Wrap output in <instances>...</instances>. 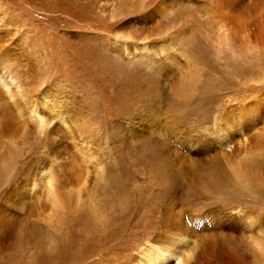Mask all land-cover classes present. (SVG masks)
<instances>
[{
    "label": "rangeland",
    "instance_id": "rangeland-1",
    "mask_svg": "<svg viewBox=\"0 0 264 264\" xmlns=\"http://www.w3.org/2000/svg\"><path fill=\"white\" fill-rule=\"evenodd\" d=\"M209 4L0 0L2 44L14 41L0 57V112L14 125L0 132V224L13 232L0 264H154L162 246L193 260L192 235L207 233L194 219L210 214L232 229L219 245L264 247V38L253 23L264 0L237 4L253 8L240 20H214ZM10 71L22 92L8 91ZM68 111L77 123L57 119ZM238 143L222 178L215 161ZM196 154L204 173L178 170ZM54 177L85 203L54 207ZM31 217L49 220L42 240L20 233ZM245 264H264V248Z\"/></svg>",
    "mask_w": 264,
    "mask_h": 264
},
{
    "label": "bare ground",
    "instance_id": "bare-ground-1",
    "mask_svg": "<svg viewBox=\"0 0 264 264\" xmlns=\"http://www.w3.org/2000/svg\"><path fill=\"white\" fill-rule=\"evenodd\" d=\"M96 1V0H95ZM99 1V0H98ZM108 1V0H107ZM243 0H209V3L211 4V7L208 9V11L211 12L210 16L211 18H213L214 20L218 19L219 15H221L222 17L221 18H225V19H229V20H240V18L243 17V15H247V12L249 13V11H251L253 8L252 6H249V5H241L239 7H237L236 5L237 4H241ZM111 2V1H110ZM118 2V1H117ZM204 2V1H203ZM115 3V1H113V4ZM98 4V3H97ZM102 4V3H101ZM111 4V3H109ZM112 4V5H113ZM205 4V3H204ZM209 4V5H210ZM243 4V3H242ZM21 5V4H20ZM23 5V4H22ZM116 5V3L114 4ZM109 6V5H108ZM111 6V5H110ZM49 7V6H48ZM102 7V6H101ZM109 8V7H108ZM119 8V7H118ZM102 9V8H101ZM110 9V8H109ZM112 9V7H111ZM118 11V10H117ZM209 12V13H210ZM260 12V11H259ZM263 12V11H262ZM261 12V14H262ZM230 14L232 15L231 17L229 18H226L224 17V14ZM258 14V13H257ZM261 14L260 16H257L256 19L260 20V17H261ZM249 16V15H248ZM254 16V15H253ZM252 17V16H251ZM216 18V19H215ZM244 18V17H243ZM220 19V18H219ZM218 19V20H219ZM223 19V21L225 20ZM245 19V18H244ZM218 20L216 21L218 23ZM223 21H221L220 23H222ZM244 21V20H243ZM247 21V20H245ZM244 21V22H245ZM240 22V21H238ZM233 23V22H232ZM235 23V22H234ZM242 23V22H240ZM246 23V22H245ZM254 25H255V28L257 26V29L261 31V34L259 35L260 37L264 38V22H261L258 26L257 22L253 21ZM223 24V23H222ZM237 24V23H236ZM243 24V23H242ZM1 25V24H0ZM226 25V23H225ZM224 25V26H225ZM245 25V24H244ZM249 25V24H248ZM228 26V25H227ZM233 26V25H232ZM243 26V25H242ZM250 26V25H249ZM236 27V26H235ZM225 28H223L224 30ZM226 30V29H225ZM237 30V29H236ZM248 30V29H247ZM233 31V30H232ZM5 32V31H4ZM1 31V27H0V57L1 56H6L7 54H5V48H7V45L8 44H12L14 41L13 40H9L10 42L8 44H5L3 43L2 44V41H7L8 39L5 38L6 36V33H4ZM231 32V31H230ZM225 33V32H224ZM242 33V32H241ZM249 33V32H248ZM226 34V33H225ZM224 34V35H225ZM228 34V33H227ZM227 36V35H226ZM231 36V34H230ZM242 36V35H241ZM232 38V37H231ZM230 38V39H231ZM227 39V38H226ZM255 39V38H254ZM2 40V41H1ZM228 40V39H227ZM259 41V40H258ZM262 43V42H261ZM11 75L8 77L6 76L5 80H4V84L6 85V87L8 88V91H11L13 92V94H17V93H20L22 92L24 89V81L23 79L25 78H22V75H20L19 73L17 72H14V71H10L9 72ZM26 80V79H24ZM33 107V106H32ZM39 108L37 107H33L32 111L34 113V115H38L39 114ZM0 132L3 134H7V133H10V132H13V128H14V125L12 124L11 120H9V116H7L4 112H0ZM74 114L72 111H68L67 112V115L62 113L58 116V120H62L63 122L67 123L66 121L67 120H74V122L77 123V121H75L74 119ZM73 124V121L71 122ZM75 124V123H74ZM76 125V124H75ZM2 126V128H1ZM80 126V125H79ZM81 127V126H80ZM264 132V131H263ZM259 137V140L262 139L263 136H261V133H259L258 135ZM247 141L249 142V140L252 138V136L250 135L249 137H247ZM254 139L257 138V137H253ZM251 139V140H254V139ZM243 139V138H242ZM244 142V141H243ZM255 142V141H254ZM264 142V141H263ZM262 142V143H263ZM261 143V142H260ZM248 144V143H245V145ZM253 144V143H252ZM251 144V145H252ZM258 144V142H257ZM261 146V145H260ZM264 146V143L261 147ZM243 148V144L241 145L240 143H238L231 151H229L227 153V158H225L226 156H221L219 157L215 163L217 162V165H221V167L219 166V168L217 169V171L222 174L220 177H224L225 174L227 176H229L228 174H230V176H234L233 174V170L228 168L229 166L227 165L228 164V160H231L233 157L237 156V153ZM8 149V148H7ZM203 149V148H202ZM264 149V148H262ZM7 152V151H6ZM15 154V153H14ZM199 154V153H197ZM196 154V155H197ZM223 154V153H222ZM196 159H195V162L194 163H190L189 162V159H183L182 161L181 160H178L177 164L179 167H178V170L179 169H182L181 171L182 172H185L186 170H190L191 172H196L197 167L195 166H199L200 165L202 166L204 163H203V159L201 160L199 155L195 156ZM7 159V158H6ZM14 159V158H13ZM228 159V160H227ZM213 160V159H211ZM219 160V161H218ZM233 160V159H232ZM231 160V161H232ZM228 161V162H227ZM211 162V161H210ZM209 162V163H210ZM208 163V162H207ZM206 163V164H207ZM220 163V164H219ZM196 164V165H195ZM212 164V163H211ZM210 164V165H211ZM226 164V166H225ZM209 165V166H210ZM206 165L202 166L205 168ZM83 168V166H81ZM197 168V169H196ZM200 169L202 170L203 168L200 167ZM198 170V172L196 174H199L201 170ZM238 169H241V168H238ZM78 170V168H77ZM80 170V169H79ZM83 170V169H82ZM81 170V171H82ZM206 170V169H204ZM202 170V171H204ZM201 171V172H202ZM261 171H264V170H261ZM85 172V171H84ZM179 172V171H178ZM79 173V172H78ZM83 173V171H82ZM86 173V172H85ZM187 173V171H186ZM185 173V174H186ZM189 173V172H188ZM204 173V172H202ZM201 173V178L202 176L205 178V175H202ZM228 173V174H227ZM77 174V173H76ZM84 174V173H83ZM82 174V176H83ZM184 174V175H185ZM74 175V174H72ZM81 175V173H80ZM188 175V174H187ZM195 175V174H194ZM75 176V175H74ZM81 176L82 180H83V177ZM89 176V175H88ZM87 176V177H88ZM189 176V175H188ZM195 177L199 178L198 176L195 175ZM85 181L86 180V177L84 178ZM210 179V178H209ZM70 180V179H69ZM90 180V179H89ZM189 180V179H188ZM200 180V179H199ZM64 181H67V180H64ZM71 181V180H70ZM91 181V180H90ZM193 182V180H191ZM196 180H194L195 182ZM198 181V180H197ZM202 181H205L204 179ZM68 182V181H67ZM78 183V181H76ZM75 182V184H77ZM84 182V180L82 181ZM89 182V181H88ZM93 182V181H92ZM200 182V181H199ZM206 182V181H205ZM222 182V181H221ZM62 180H59V177H54L51 179L50 181V189H51V192H52V195L54 196V200H53V206L56 207L57 209L59 210H62L63 212H69V210L76 204V205H79V207H81L80 205L84 204V203H80L81 199L83 201L84 198H82V195L81 193H78L77 191H69L68 187L70 186H66V188L68 189V191H65V186L63 187L64 183ZM71 183V182H70ZM196 183V182H195ZM204 183V182H203ZM74 184V182H73ZM71 184V186L73 185ZM83 184V183H82ZM91 184V183H90ZM206 185V183H204ZM208 184V183H207ZM84 186H87V185H84ZM200 186V185H198ZM63 187V189H62ZM73 187V186H72ZM88 187V186H87ZM86 187V188H87ZM201 187L205 189V187L207 186H204V185H201ZM77 188V187H75ZM196 188V186H195ZM83 189V188H82ZM81 189V190H82ZM199 189V188H197ZM195 189V190H197ZM207 189V188H206ZM79 190V189H77ZM80 190V191H81ZM85 191V190H84ZM200 191V190H199ZM209 191V189H208ZM197 192V191H196ZM207 192V190H206ZM205 192V193H206ZM77 193V194H76ZM84 193V192H82ZM86 193V192H85ZM202 193V192H200ZM198 193V195L200 194ZM208 193V192H207ZM204 195V192L202 193ZM201 194V196H203ZM84 196V194H83ZM200 196V197H201ZM205 196V195H204ZM207 197V195H206ZM75 198V199H74ZM87 199V196L85 197ZM86 199H84L86 201ZM176 202V201H175ZM21 204V203H20ZM181 204V203H180ZM91 205V204H90ZM175 205V204H173ZM177 205V204H176ZM175 205V206H176ZM178 206V205H177ZM53 207V208H54ZM77 207V206H76ZM78 207V208H79ZM180 207V206H179ZM184 207V206H183ZM182 207V208H183ZM95 208V207H94ZM173 208V207H172ZM177 208V207H176ZM186 208V207H184ZM170 209V208H169ZM168 209V210H169ZM174 209V208H173ZM178 209V208H177ZM181 208H179L178 210H180ZM167 210V211H168ZM184 210V209H183ZM2 211V210H1ZM29 211V210H27ZM27 211L26 214L28 213ZM54 211V210H53ZM71 211V210H70ZM171 211V210H170ZM211 211V210H210ZM6 212V211H4ZM4 212H3V215H4ZM172 212V211H171ZM180 212V211H179ZM198 212V211H197ZM201 212V211H200ZM24 213V212H23ZM167 213V212H166ZM169 213V212H168ZM167 213V214H168ZM177 213V212H175ZM205 213V212H204ZM25 214V213H24ZM25 216H31L30 212ZM184 214V213H183ZM194 214V213H193ZM202 214V213H201ZM169 215V214H168ZM177 215V214H176ZM179 215V214H178ZM34 216V215H33ZM170 216V215H169ZM168 216V217H169ZM188 216V215H187ZM186 216V217H187ZM198 216V215H197ZM24 215L22 213H14V215L12 216V219H16V222H19L21 221L23 218ZM37 217V216H35ZM185 217V218H186ZM32 218V217H31ZM192 218V217H191ZM190 218V219H191ZM1 219V218H0ZM29 220V217L27 218ZM41 218H35L33 221V218L32 220H30L28 223L26 222V226L25 227H22L20 233L23 234V236H27L28 237H31V236H40L39 237V240L43 239L44 238V232H43V228H45V226L43 224H48L49 220L47 219H43V220H47L46 222L40 220ZM50 219V218H49ZM181 219V218H180ZM180 219L178 221H180ZM187 218V220H190ZM194 219V218H192ZM19 220V221H18ZM170 221L168 220H163V226L166 227L168 225H170L171 219H169ZM175 220V219H174ZM177 220V219H176ZM194 220H197L199 221L200 223H203V226L206 225V227L204 228L205 230H207L206 234L205 233H199V235H197L196 231L195 235H192L195 237V241H194V245H193V260L190 259V254L189 253H184L183 254H175L168 246H162L161 249H162V252H160V257L158 260H156L154 262V258H152V253L151 251H148L146 253V255L148 256L149 260L154 264H245L247 263V260L248 259H251V258H260L263 254V248L264 247H258L255 246L256 248H251L249 247L248 245H244L243 246L239 243H236V241L234 240V238L229 242V241H226L227 244H221L219 245L220 243L218 242H221L222 241V238L224 236H220L222 235V233L225 231L226 232V236L227 238H229L230 235H232V232H231V226L230 224L228 223L225 224L224 222H221L220 221V218L216 215V214H210L208 216L206 215H199L197 219H194ZM23 221V220H22ZM183 221V220H182ZM231 222V221H229ZM176 223V222H175ZM183 223V222H182ZM182 223H178V225H182ZM186 223V222H185ZM193 223V222H192ZM199 223V224H200ZM189 224V223H188ZM187 224V225H188ZM176 225V224H175ZM47 226V225H46ZM193 226V225H192ZM195 226V225H194ZM197 226V225H196ZM195 226V227H196ZM202 226V225H201ZM48 228V226H47ZM170 228V227H169ZM181 228V227H180ZM197 228V227H196ZM0 239L2 242H7L8 238H10L12 236V229L11 227H7L4 225L2 226L0 224ZM49 229V228H48ZM48 229H47V232H48ZM167 229V228H166ZM189 229V228H188ZM188 229L187 232L189 231ZM191 230V229H190ZM203 230V229H202ZM46 231V230H44ZM170 231V230H169ZM205 232V231H204ZM181 233H184L183 229L182 231L178 232L176 231L175 234L177 235V239H186V236H178V234H181ZM174 234V233H173ZM191 234H194V233H191ZM38 240V239H37ZM39 242V241H38ZM44 242V241H42Z\"/></svg>",
    "mask_w": 264,
    "mask_h": 264
}]
</instances>
